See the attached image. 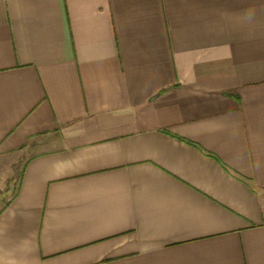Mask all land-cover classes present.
<instances>
[{"label": "crops", "instance_id": "crops-1", "mask_svg": "<svg viewBox=\"0 0 264 264\" xmlns=\"http://www.w3.org/2000/svg\"><path fill=\"white\" fill-rule=\"evenodd\" d=\"M9 254L264 264V0H0Z\"/></svg>", "mask_w": 264, "mask_h": 264}, {"label": "rangeland", "instance_id": "rangeland-1", "mask_svg": "<svg viewBox=\"0 0 264 264\" xmlns=\"http://www.w3.org/2000/svg\"><path fill=\"white\" fill-rule=\"evenodd\" d=\"M19 168L20 167H18L16 170L15 176H14L12 184H11V188L6 190V193H5L6 197H9L14 192V190L16 188V184H17V182L19 180V176H20V169Z\"/></svg>", "mask_w": 264, "mask_h": 264}, {"label": "clouds", "instance_id": "clouds-1", "mask_svg": "<svg viewBox=\"0 0 264 264\" xmlns=\"http://www.w3.org/2000/svg\"><path fill=\"white\" fill-rule=\"evenodd\" d=\"M5 264H24V262L18 259L14 254H9V258L6 260Z\"/></svg>", "mask_w": 264, "mask_h": 264}]
</instances>
